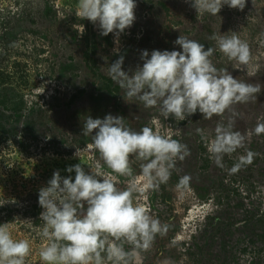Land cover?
<instances>
[{"label": "rangeland", "instance_id": "374dc122", "mask_svg": "<svg viewBox=\"0 0 264 264\" xmlns=\"http://www.w3.org/2000/svg\"><path fill=\"white\" fill-rule=\"evenodd\" d=\"M77 5L78 0H0V225L6 224L14 239L29 241L25 264H42L39 253L47 242L39 235L44 222L38 197L54 172L74 181L69 166L82 163L90 172L88 164L98 162L121 190L130 183L132 178L111 173L99 153L87 149L92 138L82 134L88 116L108 114L124 117L136 131L149 126L190 150L167 183L133 194L135 203L168 225L135 264H264V133L255 132L264 123V0H247L243 11L225 5L218 15L199 18L191 0H136V19L118 38L79 19ZM213 34H236L247 42L250 67L219 52ZM180 35L217 49L213 64L259 85L257 98L235 104L223 117L208 120L197 111L183 121L127 102L108 75L110 64L123 56L131 75L142 66L144 50L149 56L153 50L182 51L175 44ZM230 118L244 146L218 166L196 130L214 138L217 124ZM77 148L82 160L74 155ZM248 151L252 162L233 172ZM131 159L143 186L139 162ZM185 176L187 186L178 187Z\"/></svg>", "mask_w": 264, "mask_h": 264}, {"label": "clouds", "instance_id": "9594fccd", "mask_svg": "<svg viewBox=\"0 0 264 264\" xmlns=\"http://www.w3.org/2000/svg\"><path fill=\"white\" fill-rule=\"evenodd\" d=\"M246 4L247 0H191L198 18L204 13L218 15L225 5L243 11ZM135 8L136 0H78L75 14L98 25L102 35L115 33L118 38L133 25ZM78 30L82 36L84 26ZM210 39L229 60L250 67L249 45L239 36L213 34ZM175 44L182 51L153 50L149 56L144 50L142 66L138 65L131 75L123 68V56L110 64L108 75L124 90L127 102L157 108L165 119L183 121L199 111L210 120L213 116L223 117L235 104L255 100L261 92L259 85L242 82L218 69L210 59L217 49H205L184 35ZM233 128L234 120L230 118L226 124H217L214 138L201 128L196 130L218 166H223L225 155L231 156L244 146V136ZM255 132L264 133V123H258ZM82 134L91 135L87 149L98 152L111 173L132 179L121 190L98 162L88 164L90 172L82 163L69 166V173L75 171L74 181L71 176L62 177L59 170L54 172L38 197L43 209L40 220L44 222L39 235L47 242L40 250V260L42 264H135L157 235L167 233L168 225L135 203L133 194L157 190L167 183L177 161H183L190 150L149 126L133 130L125 125L124 117L112 114L103 119L88 116ZM74 155L82 160L80 149ZM253 155L248 151L241 156L232 171L250 164ZM132 157L139 162L143 186L133 175ZM188 181L189 177H182L178 187H186ZM30 252L27 239H14L8 226L0 225V264H25Z\"/></svg>", "mask_w": 264, "mask_h": 264}]
</instances>
